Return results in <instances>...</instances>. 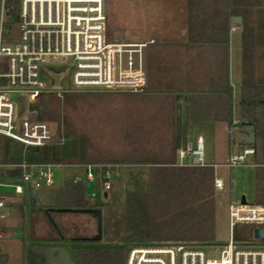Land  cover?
<instances>
[{
  "label": "trees",
  "instance_id": "obj_1",
  "mask_svg": "<svg viewBox=\"0 0 264 264\" xmlns=\"http://www.w3.org/2000/svg\"><path fill=\"white\" fill-rule=\"evenodd\" d=\"M239 1L187 0L189 42L220 46L221 51L224 49L227 72L232 18L240 16L242 9L247 6ZM18 23L19 0H6V20L3 26L5 40L10 39ZM75 93L83 94L73 95ZM88 93L71 92L70 96L92 98ZM136 94L125 93L128 98ZM50 95H41L33 107L44 111L50 109L52 106L47 104ZM240 110L241 120H248L255 127L256 140L252 145L255 153L250 160L255 170L254 200L264 204V86L245 82L241 88ZM115 120L118 123V119ZM241 120L235 123L233 119L231 89L229 111L224 122L232 132L236 127L242 130L244 124ZM120 129L117 130L119 142L113 145L115 147L107 149L97 144L26 148L0 135V177L7 183H19L23 177L19 165L23 162L62 166L78 163L149 166L148 189L126 191L125 201L118 208L123 229L120 232L113 229V232L109 217L103 215L99 240L85 232L79 234L77 230L72 234L70 228L59 219L65 214H74V217L81 213L93 214L90 210L96 209L99 204L89 200L91 187H88V183H74L73 179H66L59 188L54 189V184L43 189L45 193L29 196L28 201L34 213L39 212L53 231L46 241L73 242V256L78 264H126L129 250L133 246L163 242L199 247L214 243V167L179 165L177 138L172 128L140 122L128 127L126 117ZM241 142L245 144L243 140ZM59 170L55 171L56 177ZM102 239L106 242H102Z\"/></svg>",
  "mask_w": 264,
  "mask_h": 264
},
{
  "label": "built area",
  "instance_id": "obj_2",
  "mask_svg": "<svg viewBox=\"0 0 264 264\" xmlns=\"http://www.w3.org/2000/svg\"><path fill=\"white\" fill-rule=\"evenodd\" d=\"M6 0H0V67L5 59L7 71H0V135L24 145L26 148L49 146L54 139L52 124L48 121L21 118L18 102L13 94H20L29 105L43 94L61 95L68 92L128 91L141 92L147 79L146 50L153 40H110L105 0H20L19 39L5 42ZM63 59L59 66L58 60ZM60 75L59 88L48 75ZM255 148L248 145L242 153L226 164L229 168L252 166L250 158ZM187 160L182 166H210L205 162V143L200 136L189 140L178 153ZM23 177L19 183H10L17 194L39 192L55 184L58 164L19 165ZM85 177L74 176V183L93 185L95 170L103 168L104 194L112 189L110 179L118 177L117 165H83ZM215 167V166H214ZM0 184H4L0 177ZM9 184V183H7ZM215 189L224 183L215 178ZM95 192H89L91 201ZM5 200L0 197V211ZM231 231L238 224L264 228V204L246 200L229 205ZM2 215H0V218ZM260 240V239H255ZM209 253L218 251L210 248ZM126 264H264V245L255 243L236 245L232 237L220 250L219 260L209 257L205 249L184 243H157L130 248Z\"/></svg>",
  "mask_w": 264,
  "mask_h": 264
},
{
  "label": "crops",
  "instance_id": "obj_3",
  "mask_svg": "<svg viewBox=\"0 0 264 264\" xmlns=\"http://www.w3.org/2000/svg\"><path fill=\"white\" fill-rule=\"evenodd\" d=\"M131 3L127 24L131 25L130 28L133 32H139L136 29L137 19L143 20L147 16H156L157 20L154 21L155 26L151 29L149 38L145 39V41L153 40L146 50V85L141 92L128 98L126 103L128 127L133 126L135 122H140L149 125L157 123V126L161 124L172 128L176 134L179 153L189 140L200 136L205 141L206 136L219 132L220 125L228 127L224 120L229 111L231 89L233 90V119L235 123L239 122L241 113L237 117L234 109L235 89L240 87L241 96V88L245 82L264 86V84L256 82V80H260L259 82L264 83V32L255 30L251 34L246 33L249 31L248 27L253 28L254 25L256 28L258 26L257 17L253 19L250 13L246 17H241L243 22L247 23H243L248 30L245 32L242 31V28L234 26L232 22L227 72L224 49L221 51L220 46L189 42L187 0H143V2L134 0ZM139 8L142 12L138 13ZM149 9L151 11L148 13ZM237 31L242 33V56L240 78L237 82H233L232 35ZM135 38L138 36L132 39ZM246 40L250 43L245 44L243 41ZM239 129L236 127L234 131ZM244 136V134L239 135L238 148L242 147L241 141ZM186 162L187 160L181 161L177 156L179 165ZM117 166L119 175L122 174L121 169L130 167ZM100 169L103 176L104 169ZM3 182L4 184H0V186L9 185L5 181ZM56 182L55 179V184H57ZM39 192L34 193L39 194ZM17 195L24 196V200H20L24 206L23 204L17 206L21 211L20 216L24 217L25 221V205L29 204L28 200L31 194L26 191L24 194ZM107 196L105 195L106 198ZM0 197L5 200L4 208L12 209L15 206V201L11 196L0 193ZM30 208L32 228H19L17 223L3 225L5 223L2 224L1 221L6 218L2 213L3 209H1L0 264H70L64 252L68 254L74 264H78L73 256V242L46 241L48 235L53 231L43 216L39 212L34 213L31 205ZM30 215L27 214L28 217ZM72 215H62L59 218L60 222L63 223ZM70 230L72 234L75 230L80 234L84 229L70 228ZM24 233L27 238L26 246L19 242L18 250H16L15 245L14 249L2 245V241L5 240L20 239L22 241Z\"/></svg>",
  "mask_w": 264,
  "mask_h": 264
},
{
  "label": "rangeland",
  "instance_id": "obj_4",
  "mask_svg": "<svg viewBox=\"0 0 264 264\" xmlns=\"http://www.w3.org/2000/svg\"><path fill=\"white\" fill-rule=\"evenodd\" d=\"M106 10L108 15L107 29L108 37L110 40H133V37L138 36L134 40L145 41L149 38L151 29L155 26L154 21L157 20L156 16H147L143 20L137 19L136 29L139 31L133 32L127 24V17L129 13V6H132L134 0H105ZM137 2H143V0H135ZM20 2V0H19ZM241 4L247 5L242 9L241 15L238 17H246L250 13L252 18L257 17L256 21L258 26L253 25V28L247 30V26L241 23H234L236 27L242 28V31H248L247 34L253 33L255 30L258 32H264V0H240ZM259 3V4H256ZM263 3V4H261ZM131 4V5H130ZM142 4V3H139ZM154 4V3H153ZM262 6H261V5ZM259 6V7H258ZM151 10L147 11L148 13ZM142 12L138 9V13ZM255 12V13H253ZM254 15V16H253ZM234 18V17H233ZM232 18V22H233ZM254 21V20H253ZM255 23V22H254ZM142 35V36H141ZM242 33L240 31L234 32L232 35V78L233 82H237L240 78V67H241V46ZM249 37V35H247ZM19 39V28L13 32L10 39L5 40L8 43H15ZM245 44H249L250 41H243ZM244 52V51H243ZM63 59L58 60L57 65H61ZM2 73L7 71V65L5 59L2 60L0 67ZM260 81V80H259ZM259 84H264L259 82ZM63 92L61 95L54 93L50 95L48 100L50 109L40 110L35 109L34 104L29 105L28 110L26 108L23 113L31 114L33 116H41L47 119L52 124L54 132V139L50 146L65 147L68 145H80V144H97L103 145L107 148L116 145L118 141V131L121 130L120 126L126 122V111H127V96L125 93L128 91H89V95L92 98H76L70 96L71 92L66 91V88H62ZM83 94V93H82ZM81 93L73 95H82ZM87 94V95H88ZM15 100L20 97V94L12 95ZM240 87L235 89V102L234 109L237 117L240 116ZM118 119V123L115 119ZM226 126V125H225ZM220 125L219 132L210 134L205 138V162L211 166H215V176L221 179L224 183L222 190H216L215 200V240L214 243L205 246H199L209 254V257L215 260H219L220 250L225 246L231 239L236 245H245L255 243L258 245H264V239L255 240L253 231L256 228L249 224H238L231 231L229 225V205L233 201H239L245 196L246 200L255 204H261L256 202L255 191V170L252 166H241L235 168H229L226 164L229 159L233 156L242 153V148L247 147L248 144H241V148H238L237 142L239 135L243 134L241 129L232 131L228 127ZM116 127V128H115ZM116 130V131H115ZM242 143V142H241ZM120 144V143H119ZM108 146V147H107ZM115 147V146H113ZM232 149V150H231ZM251 160V157H249ZM92 165V164H91ZM68 168H67V167ZM62 166L61 170L58 171L56 177L57 184L54 189L59 188L66 179H72L74 176L85 177V170L83 164H73ZM73 166V167H72ZM71 167V168H69ZM122 170V171H121ZM121 175L110 179L112 189L109 191L107 198L102 191L103 176L102 170L97 167L95 180L93 186L89 188V192L96 193V199L90 201L92 203L99 204L96 209L101 212V215L109 217L111 230L114 232H120L123 229V223L121 215L119 213L120 206L125 201L126 191H146L148 189V168L145 166H130L121 169ZM119 174V173H118ZM46 190L40 191L39 193H45ZM0 193H6L11 196L15 201V206L12 209L6 207L2 210L6 220L1 221L3 225H14L17 223L19 228H32L31 208L30 205H25V221L24 217L20 216V206L23 204L24 196H19L15 192L14 186L9 183L6 186H0ZM34 191H30L33 194ZM36 193V192H35ZM26 199V197H25ZM22 200V201H20ZM24 206V204H23ZM30 215L29 217L27 216ZM97 216L89 213H81L78 216H71L67 218L64 223L69 228H83L82 232L86 235L96 236L98 233V221ZM116 226L120 228H116ZM42 228V227H41ZM18 239V238H17ZM26 235L24 233V239H11L2 241V245L7 248L14 249V245L17 248L19 242L27 245ZM16 240V241H15ZM15 241V242H14ZM29 241V240H28ZM31 241V240H30ZM17 242V243H16ZM102 242H106L102 239ZM163 243V242H162ZM157 244V243H155ZM217 248L218 251L209 253L210 248ZM18 250V248L16 249ZM42 261V260H41Z\"/></svg>",
  "mask_w": 264,
  "mask_h": 264
},
{
  "label": "water",
  "instance_id": "obj_5",
  "mask_svg": "<svg viewBox=\"0 0 264 264\" xmlns=\"http://www.w3.org/2000/svg\"><path fill=\"white\" fill-rule=\"evenodd\" d=\"M241 22H242L241 17L236 16L233 18V23H241ZM52 77L55 79V87L58 89L59 88V80H60L61 76L53 74ZM16 101L18 102V106H19L18 115L21 118H29V119L47 121V119L43 118L44 114H40L41 116L37 117V116H33L31 114L23 113V111H25L27 108V102H26V99L24 97H18ZM241 122L244 124V126L241 130L245 134V136L242 138L244 143H246L248 145H253L255 143V140H256L255 127L253 125H251L248 120L242 119ZM88 187H90V184H88ZM105 195H107V194H105ZM242 203H246L245 196L242 197ZM90 212H92L94 215H96L97 219H98V233L99 234L96 237V239L99 240L101 238V235H102V215H101V212L97 209L90 210ZM253 235H254V239H264V228L263 229L255 228L253 231ZM64 255L68 259L70 264H74L70 260L68 254L66 252H64Z\"/></svg>",
  "mask_w": 264,
  "mask_h": 264
},
{
  "label": "flooded vegetation",
  "instance_id": "obj_6",
  "mask_svg": "<svg viewBox=\"0 0 264 264\" xmlns=\"http://www.w3.org/2000/svg\"><path fill=\"white\" fill-rule=\"evenodd\" d=\"M50 76H52L53 74H49Z\"/></svg>",
  "mask_w": 264,
  "mask_h": 264
}]
</instances>
